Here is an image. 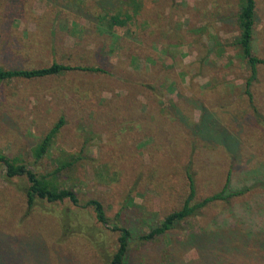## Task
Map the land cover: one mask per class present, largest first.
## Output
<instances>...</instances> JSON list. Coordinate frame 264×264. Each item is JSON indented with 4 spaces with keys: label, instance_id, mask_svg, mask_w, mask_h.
<instances>
[{
    "label": "rangeland",
    "instance_id": "374dc122",
    "mask_svg": "<svg viewBox=\"0 0 264 264\" xmlns=\"http://www.w3.org/2000/svg\"><path fill=\"white\" fill-rule=\"evenodd\" d=\"M138 7L135 11V8ZM240 0H0V67L53 61L70 70L0 81V148L57 174L79 204L36 199L0 164V264H109L112 225L131 229L125 264H264V63L249 68L234 44ZM128 13L124 26L112 14ZM252 52L264 59V0H255ZM63 125L39 160L30 149ZM187 166L196 198L234 189L167 235L138 239L176 209ZM98 199L110 225L85 201Z\"/></svg>",
    "mask_w": 264,
    "mask_h": 264
},
{
    "label": "trees",
    "instance_id": "16d2710c",
    "mask_svg": "<svg viewBox=\"0 0 264 264\" xmlns=\"http://www.w3.org/2000/svg\"><path fill=\"white\" fill-rule=\"evenodd\" d=\"M138 7L135 8V11ZM131 18L128 13H115L109 17V25L124 26ZM238 34L235 38L234 44L239 47L242 58L248 65L249 76L245 83V93L252 103V96L250 92V85L257 75V66L264 63L263 58H259L252 52V37L253 27L255 23V0H240V8L237 13ZM92 70L100 71L101 68L86 67L80 65H69L53 61L47 66L36 68H3L0 67V81L11 79H34L45 76H52L64 73L70 70ZM253 111L261 119L264 124V117L257 111L255 106L251 104ZM63 118H59L50 129L43 135L39 142H37L31 149L30 154L36 160L42 158L50 149L54 138L58 134L63 125ZM84 147L72 156V161H61L60 165L49 173H39L32 170L21 158L9 156L5 154L0 148V164L5 169V176L7 178L24 177L27 181L25 188L26 204L31 208L35 200L45 199L50 202L68 200L72 204L78 205L80 200L73 188L60 187L57 182V174L64 168L70 167L75 161L82 158ZM251 187H244L234 189L231 186V170H227L226 177L222 188L210 195H206L200 199L196 198V183L195 178L191 172V168L187 166L186 181L184 186L185 196L181 204L163 218L159 224L152 226L148 232L142 233L138 239L143 241H151L159 236L167 235L178 223L197 216L206 206L216 203L217 201L228 202L232 197L242 195ZM86 206H90L94 212L97 222L104 226L110 225L109 218L106 215L102 203L96 198H90L85 201ZM111 230L118 232L117 247L110 257L109 264H125V258L129 249V241L131 238V229L128 225H112Z\"/></svg>",
    "mask_w": 264,
    "mask_h": 264
}]
</instances>
